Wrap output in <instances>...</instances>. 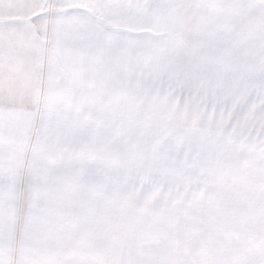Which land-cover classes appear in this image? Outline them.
<instances>
[{
	"label": "snow or ice",
	"instance_id": "1",
	"mask_svg": "<svg viewBox=\"0 0 264 264\" xmlns=\"http://www.w3.org/2000/svg\"><path fill=\"white\" fill-rule=\"evenodd\" d=\"M0 264H264V0H0Z\"/></svg>",
	"mask_w": 264,
	"mask_h": 264
}]
</instances>
